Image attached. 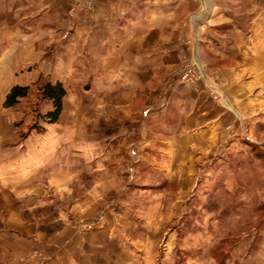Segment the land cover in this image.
Instances as JSON below:
<instances>
[{
  "label": "rangeland",
  "instance_id": "obj_1",
  "mask_svg": "<svg viewBox=\"0 0 264 264\" xmlns=\"http://www.w3.org/2000/svg\"><path fill=\"white\" fill-rule=\"evenodd\" d=\"M202 1L194 0L195 13L205 10ZM178 12L189 27L191 12ZM84 53L56 57L53 70L41 74L0 72V222L22 231L26 246L24 254L11 252L7 264H52L67 240L94 235L108 242L101 264L120 263L111 253L121 254V264H264V146L257 143L264 141V123L248 129L234 114L235 127L224 126L216 149L201 154L185 143V152H162L160 137L148 130L133 179L128 170L130 146L160 113L145 121L148 105L202 87L219 111L226 108L224 58L206 64L179 57L176 72H160V57ZM56 82L67 95L58 123L49 124L44 116L53 106L39 90ZM17 85L29 87V95L5 109ZM224 112L222 124L229 122ZM246 128L253 143L240 131ZM209 159L215 161L205 167ZM60 209L67 216L55 225L49 212Z\"/></svg>",
  "mask_w": 264,
  "mask_h": 264
},
{
  "label": "crops",
  "instance_id": "obj_2",
  "mask_svg": "<svg viewBox=\"0 0 264 264\" xmlns=\"http://www.w3.org/2000/svg\"><path fill=\"white\" fill-rule=\"evenodd\" d=\"M70 1L0 0V40L4 42L0 45V72H49L54 58L69 57L77 49L88 56L121 57L130 53L160 57V72H176L179 57L201 58L206 64L224 58L228 64L220 69L225 78L223 111L202 87L180 89L161 105L145 107V121L160 113L157 118L153 116L152 128L141 130L138 142L129 148L133 158L128 167L131 179L134 166L142 161L141 150L149 145L148 130L160 137L162 152H185V143V149L201 154L216 149L219 135H227L224 126L235 127V116L248 129L264 123V0H212V8L203 0L205 10L196 13L194 0H94L92 11L75 17ZM178 11L191 12L189 27ZM143 41L148 47L142 49L139 44ZM221 112L229 122L219 123ZM247 128L240 131L253 143L254 134ZM257 143L264 146V141ZM214 161L209 159L205 167ZM57 202L61 206L60 200ZM49 213L55 225L67 216L62 209ZM27 216L19 213L22 220ZM176 239V235L172 237L170 245L177 243ZM100 240L96 235L71 238L58 249L52 264H98L108 243L107 238ZM24 241L22 231L10 230L0 222V264L10 262L12 253L24 254ZM108 241L114 245L122 242L113 237ZM111 255L121 264L120 253ZM131 255L138 259L135 252Z\"/></svg>",
  "mask_w": 264,
  "mask_h": 264
},
{
  "label": "trees",
  "instance_id": "obj_3",
  "mask_svg": "<svg viewBox=\"0 0 264 264\" xmlns=\"http://www.w3.org/2000/svg\"><path fill=\"white\" fill-rule=\"evenodd\" d=\"M30 88L14 86L6 96L4 108L10 109L19 103L20 99L28 97ZM40 93L44 100L52 103L53 110L44 116V121L49 124H57L64 108V100L67 92L61 82L47 83L40 87Z\"/></svg>",
  "mask_w": 264,
  "mask_h": 264
},
{
  "label": "built area",
  "instance_id": "obj_4",
  "mask_svg": "<svg viewBox=\"0 0 264 264\" xmlns=\"http://www.w3.org/2000/svg\"><path fill=\"white\" fill-rule=\"evenodd\" d=\"M73 2L71 14L73 17L77 16L81 12H88L93 10L94 0H71ZM190 69H185L180 72L177 77H184L187 75Z\"/></svg>",
  "mask_w": 264,
  "mask_h": 264
},
{
  "label": "bare ground",
  "instance_id": "obj_5",
  "mask_svg": "<svg viewBox=\"0 0 264 264\" xmlns=\"http://www.w3.org/2000/svg\"><path fill=\"white\" fill-rule=\"evenodd\" d=\"M179 74V73H178Z\"/></svg>",
  "mask_w": 264,
  "mask_h": 264
}]
</instances>
